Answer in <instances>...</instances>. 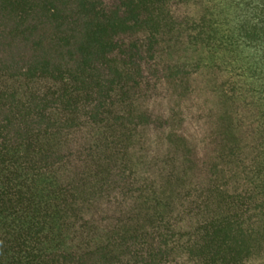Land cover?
<instances>
[{
  "label": "trees",
  "instance_id": "16d2710c",
  "mask_svg": "<svg viewBox=\"0 0 264 264\" xmlns=\"http://www.w3.org/2000/svg\"><path fill=\"white\" fill-rule=\"evenodd\" d=\"M0 264H264V0H0Z\"/></svg>",
  "mask_w": 264,
  "mask_h": 264
}]
</instances>
